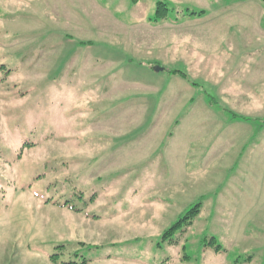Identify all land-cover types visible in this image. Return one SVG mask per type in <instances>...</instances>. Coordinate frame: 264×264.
Returning <instances> with one entry per match:
<instances>
[{
    "label": "rangeland",
    "instance_id": "obj_1",
    "mask_svg": "<svg viewBox=\"0 0 264 264\" xmlns=\"http://www.w3.org/2000/svg\"><path fill=\"white\" fill-rule=\"evenodd\" d=\"M62 263L264 264V0H0V264Z\"/></svg>",
    "mask_w": 264,
    "mask_h": 264
},
{
    "label": "crops",
    "instance_id": "obj_2",
    "mask_svg": "<svg viewBox=\"0 0 264 264\" xmlns=\"http://www.w3.org/2000/svg\"><path fill=\"white\" fill-rule=\"evenodd\" d=\"M177 25H178V23H177ZM156 73H165V69H162V71H160V72H156ZM167 74V76L168 77H170L172 80H175L176 79V83L178 84L179 83V81H184L185 80V78H183V77H181L179 74H176V73H173L172 71H170L169 72V75H168V73H166ZM236 80L237 81H239V78H236ZM207 82V80L205 81V83ZM187 87H186V91L185 92H187V91H190V90H194V91H196V90H199V88L198 87H196V85H194V84H192V83H190V82H188L187 84ZM209 85V84H208ZM178 86H179V84H178ZM177 86V87H178ZM173 87V86H172ZM176 87V86H175ZM203 87H205V89L202 91V96L201 97H199V98H197L196 100L197 101H203V102H206L209 106H211V107H213V106H217L218 108H219V106H222L223 108H228V107H226V106H231V105H236V108L237 109H239V110H241V108H243V111L246 113V110H247V107H243V105L242 104H239L238 105V103L236 102V103H232V104H228L226 101H224V100H216L214 97H215V92H214V90H217L216 88H211V86H205V84L203 85ZM214 89V90H213ZM108 90V87L107 86H105L104 88H103V91L105 92V91H107ZM210 91H212V93L210 92ZM234 92H236V95L238 94V98L239 99H242V93L243 92H247L248 91V86H245V87H243L242 89H238L237 87L236 88H234V90H233ZM246 95H248V92H247V94ZM188 99H192V100H195L194 99V97H192V98H188ZM223 105H225V106H223ZM245 106V105H244ZM248 106V105H247ZM223 111V114L221 113V114H219V115H224V116H226L227 118H229V119H232V121L233 122H235L236 121V118H235V115L234 114H230L228 111L226 112V110H222ZM248 121V118H245V122H247ZM258 128H255L254 129V131L253 132H255V133H258V134H261L260 133V131H258L257 130ZM252 151H251V154H252V152L253 151H257L255 148H252L251 149ZM242 151H244V149H242V150H240L239 152V154L238 155H241V152ZM258 153V152H257ZM166 159H164V161H165ZM240 161H241V159H239ZM238 160V161H239ZM239 161V162H240ZM165 163V162H164ZM227 194H228V196H231L228 192H227ZM229 200H230V198H229ZM234 202H236V201H234ZM73 208H75V207H73ZM69 209V208H68ZM75 209H78V208H75ZM72 213H74V214H80L81 212H76V211H73V210H71V209H69Z\"/></svg>",
    "mask_w": 264,
    "mask_h": 264
},
{
    "label": "trees",
    "instance_id": "obj_3",
    "mask_svg": "<svg viewBox=\"0 0 264 264\" xmlns=\"http://www.w3.org/2000/svg\"><path fill=\"white\" fill-rule=\"evenodd\" d=\"M138 0H131L132 3H136ZM166 13H167V8L163 3H157V7L155 10V14L153 17V20L155 22H158L159 20H163L166 18ZM191 14V13H190ZM189 14V15H190ZM194 14V13H192ZM67 204L64 205V207H66ZM198 207L195 206L194 208H192L190 211H188V213L181 218L174 226H172L169 230L166 231V233L164 234V239H167V237L173 233V231L179 227H185V229H187L191 224L192 221L194 220V218L196 217L197 213H198ZM69 209L73 210L72 207L69 206ZM76 212H79V210H75ZM50 261L52 263L56 262V256H51L50 257ZM62 264H72V263H62Z\"/></svg>",
    "mask_w": 264,
    "mask_h": 264
},
{
    "label": "water",
    "instance_id": "obj_4",
    "mask_svg": "<svg viewBox=\"0 0 264 264\" xmlns=\"http://www.w3.org/2000/svg\"><path fill=\"white\" fill-rule=\"evenodd\" d=\"M160 71H162L161 68H155V72H160Z\"/></svg>",
    "mask_w": 264,
    "mask_h": 264
}]
</instances>
